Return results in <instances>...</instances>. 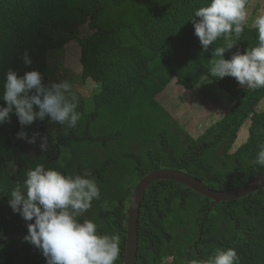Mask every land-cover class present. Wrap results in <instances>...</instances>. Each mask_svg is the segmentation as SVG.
I'll list each match as a JSON object with an SVG mask.
<instances>
[{
    "label": "trees",
    "instance_id": "obj_1",
    "mask_svg": "<svg viewBox=\"0 0 264 264\" xmlns=\"http://www.w3.org/2000/svg\"><path fill=\"white\" fill-rule=\"evenodd\" d=\"M207 2L0 0V106H6L2 95L10 70L18 76L37 70L50 86L49 50L61 51L73 40L81 46L83 82L91 78L101 85L91 96V107L86 94L74 88L82 114L75 128L65 129L48 118L21 126L14 112L0 124V234L28 232L29 222L12 210L8 194L37 164L65 173L90 172L96 179L101 198L81 219L94 220L101 234L120 235L116 264H124L126 257L133 190L147 173L179 169L216 190H226L248 183L264 170L252 163L264 143V110L256 109L264 88L252 90L241 87L234 77L210 76L213 49L224 46V37L205 51L189 20ZM247 27L226 50L225 59L257 46V29ZM25 51L30 64L24 62ZM59 51L55 56L60 57ZM175 77L187 88L209 78L236 98L224 118L194 141L187 142L191 134L159 99ZM250 116L248 140L231 151ZM20 131L29 138L38 133L35 143L19 138ZM44 136L46 151L40 147ZM213 204L178 181L153 182L141 204L137 264H204L216 249L228 248L237 250L240 264H264V186L243 198ZM0 264L47 261L24 238H10L0 241Z\"/></svg>",
    "mask_w": 264,
    "mask_h": 264
},
{
    "label": "clouds",
    "instance_id": "obj_2",
    "mask_svg": "<svg viewBox=\"0 0 264 264\" xmlns=\"http://www.w3.org/2000/svg\"><path fill=\"white\" fill-rule=\"evenodd\" d=\"M255 1L208 0L204 6L196 9L194 16L189 19L194 25L195 35L199 38L203 50H208L209 46L214 44L218 38L224 37V46H218L213 49L212 55L215 59L210 61V76L218 79L231 76L236 79L241 87L246 86L252 90L264 88V14L256 13L258 16L256 17L255 15L253 17L252 5ZM194 17L199 19L196 20ZM253 19L254 21L250 25L249 23ZM245 27L257 29V46L250 49L247 48L243 53L237 50L230 59H225L226 50L231 49L235 45L244 32ZM82 35H86L83 34V28ZM55 55L50 54L52 57ZM24 62L25 64L31 63L27 51L24 53ZM53 76H51V80ZM173 80H176L178 85L186 89L198 87L187 88L185 85L179 84L176 77ZM217 85L223 91L217 90L215 98L221 100L227 96L229 99H226L230 102V105L217 120L206 121L205 125L203 123L200 124L204 127L210 123L204 132L210 126L222 120L236 103L235 96L229 90L218 83ZM210 88L213 89L215 86ZM2 99L6 102V106H0V124L10 120V114L13 112L18 117L21 126L31 125L37 119L44 120L48 118L65 129H71L75 128L82 118L81 112L77 110L80 100L74 90L73 83L69 80H63L56 83L52 81L50 86L45 85L42 82L41 73L37 70L28 71L23 76H18L15 71L10 70L4 83ZM263 99L264 96L257 104L256 109L258 111L264 110V107L260 108L258 106ZM216 111L201 112L202 120L203 114L216 113ZM171 114L177 124L183 126L179 122L184 121L180 119V115L176 116L172 112ZM248 120L251 125V116L246 121ZM183 127L192 137L191 139L187 138V142L198 139L204 133L195 137L190 128L185 124ZM240 130L238 131L237 139ZM17 135L19 138H27L29 143H35L38 133L30 138L25 131H20ZM41 140L40 147L46 151L48 137L44 136ZM258 147L259 151L252 163L264 168V143H260ZM231 151H235L233 147ZM63 155L65 153H62L61 157ZM24 176L23 183L17 182L10 190L8 204L14 212L20 214L25 221L29 222L27 224L28 232H26L28 234L24 237V240L41 251L46 258L47 264H116L121 251L120 235L115 233L101 234L98 230L100 225L94 220L89 218L81 219L92 208L93 201L101 198V189L90 172H85L82 175L65 173L54 167L46 168L43 164H37L34 168H29ZM263 186L254 192H257ZM215 204L217 203L214 201L213 206ZM107 206V202H105V207ZM139 239L138 228V252ZM204 264H240V257L235 248H228L227 250L216 249L214 256L204 261Z\"/></svg>",
    "mask_w": 264,
    "mask_h": 264
},
{
    "label": "rangeland",
    "instance_id": "obj_3",
    "mask_svg": "<svg viewBox=\"0 0 264 264\" xmlns=\"http://www.w3.org/2000/svg\"><path fill=\"white\" fill-rule=\"evenodd\" d=\"M255 9L256 11L254 12ZM252 11L253 17L256 15V13H260V15L264 14V0H256L252 5ZM257 16L258 14L256 17ZM253 21L254 19L249 24L252 25ZM83 34H87V30L85 28H83ZM58 51L59 50L57 48L50 50L48 58V60H50L49 66L51 76L54 75L52 78L53 83L63 80L71 81L75 89H79L86 94L88 97V106H93L91 96L93 93H96L101 89V85L91 78L83 82L81 78V62L79 60L81 55L79 43L77 41H71L66 45L65 49L61 50L62 52L59 51L61 52V55H59L60 57L50 56V54H56ZM52 67L55 69V72H52ZM210 83H214L213 80L206 78L204 79V82L198 87L194 89H186L183 86L178 85L176 80H173L167 89L163 91L161 95L159 94V99L161 102H163L164 106L174 115L176 114V116H178L179 114L180 119L184 120V124L190 128L191 131H193L192 133L195 137H198L200 134H202L204 130L210 125V123H208L206 126L202 127L200 125L201 123L205 125L206 121L217 120L229 108L230 105V102L227 100L229 99L227 96L221 100L215 98L217 90L220 92L223 90L215 83L213 84L215 88L212 89L208 87ZM258 106L260 108L264 107V99ZM205 111H216V113H205L203 114L202 120L201 112ZM179 122L184 126L182 121ZM249 125L250 124L248 120L242 126L239 132V137L233 146V150H236L248 139Z\"/></svg>",
    "mask_w": 264,
    "mask_h": 264
},
{
    "label": "water",
    "instance_id": "obj_4",
    "mask_svg": "<svg viewBox=\"0 0 264 264\" xmlns=\"http://www.w3.org/2000/svg\"><path fill=\"white\" fill-rule=\"evenodd\" d=\"M163 179H173L178 181L194 191L211 198L215 201V203H219L222 201L244 197L263 186L264 171L248 184L242 187L227 190H216L198 177L178 169L165 167L147 173L138 182L131 196L127 222V252L125 264H136L137 261L139 216L146 190L153 182ZM27 234L28 233L26 232H6L4 234H0V241L10 238H24Z\"/></svg>",
    "mask_w": 264,
    "mask_h": 264
}]
</instances>
